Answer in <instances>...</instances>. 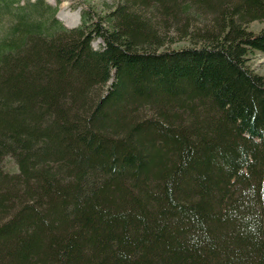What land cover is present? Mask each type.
<instances>
[{
  "label": "trees",
  "instance_id": "obj_1",
  "mask_svg": "<svg viewBox=\"0 0 264 264\" xmlns=\"http://www.w3.org/2000/svg\"><path fill=\"white\" fill-rule=\"evenodd\" d=\"M77 5L0 0V264H264V0Z\"/></svg>",
  "mask_w": 264,
  "mask_h": 264
},
{
  "label": "rangeland",
  "instance_id": "obj_2",
  "mask_svg": "<svg viewBox=\"0 0 264 264\" xmlns=\"http://www.w3.org/2000/svg\"><path fill=\"white\" fill-rule=\"evenodd\" d=\"M117 0H47L52 6H57L56 18L63 23L65 26L72 28L80 24V13L81 7L77 5L84 4L89 6L96 14L101 15L108 6H112ZM264 28V20L261 22H253L249 25V29L257 32ZM170 34V32L168 33ZM101 44L100 40H94L92 46L94 48H99ZM186 43L180 42L177 45H172V47L184 46ZM247 64L249 68L259 75H264V54L260 52H252L248 55ZM5 169H10L11 164L7 161L4 166Z\"/></svg>",
  "mask_w": 264,
  "mask_h": 264
}]
</instances>
